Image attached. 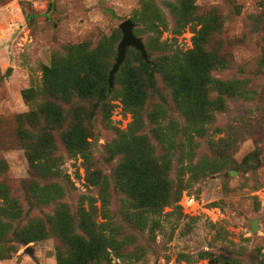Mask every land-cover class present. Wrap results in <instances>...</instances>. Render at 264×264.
Segmentation results:
<instances>
[{"label":"rangeland","instance_id":"rangeland-1","mask_svg":"<svg viewBox=\"0 0 264 264\" xmlns=\"http://www.w3.org/2000/svg\"><path fill=\"white\" fill-rule=\"evenodd\" d=\"M204 13L219 16L228 41L213 35L208 49L232 60L229 69L213 75L238 81L247 96L229 101L208 128L198 153L204 176L189 183L175 207H164L157 216L144 213L155 223L140 226L132 216L120 215L126 196L115 181L123 155L113 154L133 120L123 101L127 84L140 74L135 50L127 51L109 97L100 100L122 39L120 25L131 21L134 35L155 58L193 49L201 26L191 17ZM178 20L186 22L180 33ZM135 97L142 115L160 109L167 113L166 123L177 119L162 76L156 77L155 92ZM142 125L143 138L130 142L144 149L155 146L159 155L155 125L148 119ZM80 129L88 135L87 168L80 155H69L63 141L76 139ZM26 145L36 156H42L43 146L53 147L59 176L34 171ZM90 163L99 180L107 178V214L101 188L87 179ZM0 165V264H264V0H0ZM26 183H54L63 196L35 206ZM92 199L94 223L113 232L109 241L122 257L98 236L101 228L76 243L56 236L54 223L58 232V226L67 227L66 217L56 216L58 205H67V216L77 224L78 213L88 211ZM15 205L21 214L15 215ZM102 248L108 255L101 254Z\"/></svg>","mask_w":264,"mask_h":264},{"label":"trees","instance_id":"trees-1","mask_svg":"<svg viewBox=\"0 0 264 264\" xmlns=\"http://www.w3.org/2000/svg\"><path fill=\"white\" fill-rule=\"evenodd\" d=\"M192 8L198 7L193 6ZM209 15H200L201 17L197 19L191 17L201 26L196 32L193 49L191 50H175L155 58L146 52L148 59L144 61L138 51L133 48L127 49V51L129 49L136 51L140 63V74L138 79L134 83L127 84L124 90L123 106L132 115L133 120L128 132H121L119 141L115 145L114 156H119L117 154L123 155V160H120L116 168L118 178L115 184H117L119 191L126 196L122 202L125 205H122L120 215L132 216V220L135 219L141 224L140 226H146L149 222L155 223V220L145 214L157 216L161 215L164 207H175L182 191L190 187L189 183L197 181L199 176H204L202 156L199 154H202L200 151L203 150V146L206 144L205 137L208 128L215 123L217 115L228 108L229 101L247 96V93L238 88V81H225L213 75L216 70H222L223 72L229 69L232 66V60L228 59L227 55L225 60L208 49L207 43L213 35L216 39L219 38L228 42L222 37L219 16ZM178 21L176 32L180 33L186 22L181 23V20ZM157 75L162 76L165 84L171 89L172 100L178 114L177 119L169 123H166L168 122L166 121L167 113L165 114L160 109L155 110L149 116L142 115V103L138 100V97H135L138 93L144 94L148 90L155 92ZM111 90L109 91L108 83H106L105 91L101 94L100 100L107 99ZM170 117L173 118L171 115ZM145 119L155 125L152 134L158 142L159 155H156L155 146L144 149L136 145L133 146L130 142L143 138L140 132ZM171 126H174L175 131H170ZM87 138V133L80 129L76 139L69 138V136L63 139L69 155L74 157L80 155L86 168L90 161ZM44 140L46 143L51 142L50 137L43 136L42 141ZM45 146H43L42 156L40 154L36 156V153H32L34 150L32 146L26 145L25 149L28 150L31 166L34 171H38L43 175L57 177L59 173L55 165L58 159L55 158L54 153L52 154L54 148ZM90 166L91 163L89 170L87 169V179L94 186L101 188L102 211L107 214L104 208L108 202L107 178L99 180V171H90ZM172 166L175 167L174 170L176 171L177 179L175 181L170 178ZM0 167L2 166L0 165ZM1 170L0 172H2ZM185 175H189L186 180L183 178ZM127 185H129V190H126ZM2 187L0 185V188ZM26 187L31 188L32 194L29 201L32 199L30 202L35 206L38 205L39 201L53 203L63 196V190L54 183L44 187L31 186L26 183L24 188ZM4 199H6V202L11 201L7 196H4ZM93 202L94 199L91 200L88 211L80 210L77 224H75V219L73 220L72 217L67 216L69 213L67 212V205L59 204L56 216L63 214L66 217L67 227L65 229L63 226H58L60 230L58 232L53 218L51 221L54 223L53 230L56 236L63 242L76 243V239H80L85 235L90 237L94 234L96 228H101L98 236L105 241H109L110 235L113 236V232L109 235L104 224L98 226L94 223L95 207L92 205ZM13 209H15V215L21 214L20 207L15 205ZM28 210L30 211V208ZM29 211H26V214ZM137 211L140 213H137ZM68 220L72 223L71 225ZM74 227L77 230H74ZM64 231H67V236ZM109 242L110 250L114 256L122 257L116 243L114 245L111 241ZM23 244L25 243L23 242ZM81 245H85V242H81ZM101 251V254L108 255L104 248ZM102 258V261L107 262V258L103 256Z\"/></svg>","mask_w":264,"mask_h":264},{"label":"water","instance_id":"water-1","mask_svg":"<svg viewBox=\"0 0 264 264\" xmlns=\"http://www.w3.org/2000/svg\"><path fill=\"white\" fill-rule=\"evenodd\" d=\"M133 29H134V24L129 20L123 22L120 25V30L122 32V39L117 47V55H116L115 63L112 66V69L110 70L108 75L107 83L109 90H111L114 86L115 74L119 70L120 66L123 64L126 56V51L128 48H133L136 51H138L140 53L141 58L144 61H147L148 59L144 44L140 38H137L133 34ZM251 231L252 232L257 231V225L255 223L251 224ZM27 252L32 254L31 250H27ZM254 264H260V263L258 261H255Z\"/></svg>","mask_w":264,"mask_h":264}]
</instances>
